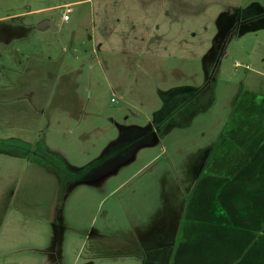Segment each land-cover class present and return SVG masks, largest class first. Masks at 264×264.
<instances>
[{
	"label": "rangeland",
	"instance_id": "1",
	"mask_svg": "<svg viewBox=\"0 0 264 264\" xmlns=\"http://www.w3.org/2000/svg\"><path fill=\"white\" fill-rule=\"evenodd\" d=\"M169 4L0 0V264H169L180 172L264 54V0Z\"/></svg>",
	"mask_w": 264,
	"mask_h": 264
},
{
	"label": "crops",
	"instance_id": "2",
	"mask_svg": "<svg viewBox=\"0 0 264 264\" xmlns=\"http://www.w3.org/2000/svg\"><path fill=\"white\" fill-rule=\"evenodd\" d=\"M169 1L168 15H177L175 9L194 16L208 14L212 0H182L186 1L184 7H179V0ZM166 31L162 27L161 34ZM105 35L107 38L108 32ZM144 41L136 44L145 46ZM152 46L162 47L157 42ZM18 52L15 48L14 53ZM245 65L242 86L235 90L237 95L218 134L209 146L204 135L195 140L192 155L186 156V168L180 174L192 175L191 187L177 235L169 244V264H264V54L252 56ZM208 84L204 77L194 87L199 90L192 91L184 102L189 105L197 94H202L199 101H209L206 96L210 94H203ZM195 144L202 145L196 149ZM203 150L207 154L197 173L191 170L194 157Z\"/></svg>",
	"mask_w": 264,
	"mask_h": 264
},
{
	"label": "trees",
	"instance_id": "3",
	"mask_svg": "<svg viewBox=\"0 0 264 264\" xmlns=\"http://www.w3.org/2000/svg\"><path fill=\"white\" fill-rule=\"evenodd\" d=\"M140 132H142V131H140ZM133 140H135L136 143H138V144H139V142H145V141H147V139H144V138H139V141H137V139H133ZM101 161H102V159H101Z\"/></svg>",
	"mask_w": 264,
	"mask_h": 264
},
{
	"label": "built area",
	"instance_id": "4",
	"mask_svg": "<svg viewBox=\"0 0 264 264\" xmlns=\"http://www.w3.org/2000/svg\"><path fill=\"white\" fill-rule=\"evenodd\" d=\"M68 11H69V10L67 9V12H68ZM62 19H63V20H67V19H68L67 15L63 14V15H62Z\"/></svg>",
	"mask_w": 264,
	"mask_h": 264
},
{
	"label": "flooded vegetation",
	"instance_id": "5",
	"mask_svg": "<svg viewBox=\"0 0 264 264\" xmlns=\"http://www.w3.org/2000/svg\"><path fill=\"white\" fill-rule=\"evenodd\" d=\"M48 23H49V22H48ZM48 23H47V22H45V24H46V25H48Z\"/></svg>",
	"mask_w": 264,
	"mask_h": 264
},
{
	"label": "water",
	"instance_id": "6",
	"mask_svg": "<svg viewBox=\"0 0 264 264\" xmlns=\"http://www.w3.org/2000/svg\"><path fill=\"white\" fill-rule=\"evenodd\" d=\"M51 26V25H50ZM51 28H52V26H51Z\"/></svg>",
	"mask_w": 264,
	"mask_h": 264
}]
</instances>
